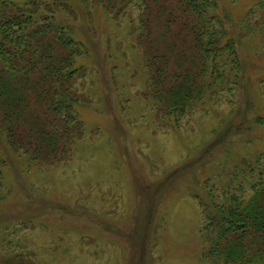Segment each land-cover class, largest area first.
<instances>
[{
	"label": "rangeland",
	"instance_id": "obj_1",
	"mask_svg": "<svg viewBox=\"0 0 264 264\" xmlns=\"http://www.w3.org/2000/svg\"><path fill=\"white\" fill-rule=\"evenodd\" d=\"M124 5L117 17L98 2H77L61 16L91 51L82 57L85 76L74 82L84 126L71 151L46 162L45 153L14 151L0 136L2 261L217 264L194 192L206 200L212 190L225 203L223 192L237 193L242 184L236 169L264 154V0H219L241 72L235 79L231 63L219 60L229 66L220 91L178 116L157 104L147 66L145 37L166 50L155 23L162 20L149 4L126 0L119 9Z\"/></svg>",
	"mask_w": 264,
	"mask_h": 264
},
{
	"label": "trees",
	"instance_id": "obj_2",
	"mask_svg": "<svg viewBox=\"0 0 264 264\" xmlns=\"http://www.w3.org/2000/svg\"><path fill=\"white\" fill-rule=\"evenodd\" d=\"M125 1L0 0V136L14 151H32L37 158L45 153L43 161L49 162L50 156L57 159L58 152L71 151L76 133L81 138L84 125L78 106L82 97L75 92L74 82L85 76L82 57L91 51L62 17L75 12L77 2H98L119 17L126 7L119 9V4ZM137 1L151 5L147 11L153 9L157 21L162 20V26L155 23L161 27L157 34L166 50L153 45L151 36L145 38L149 44L147 66L154 69L150 78L153 95L166 116L183 115L207 95L220 91L229 66L219 60L231 63L237 79L241 72L238 43L218 15L219 0ZM110 7L113 9L108 10ZM141 22L146 27L143 18ZM145 38L141 35L139 39L144 42ZM189 38L195 43L193 52ZM261 121L258 118L257 122ZM2 153L0 149V178L5 164ZM263 156L246 169H236L242 184L237 193L223 192L229 199L225 203H217L212 190L206 200L194 192L203 209L205 238L212 241L211 254L216 255L217 264H264ZM250 192L254 194L246 199ZM13 261L0 259V264Z\"/></svg>",
	"mask_w": 264,
	"mask_h": 264
}]
</instances>
